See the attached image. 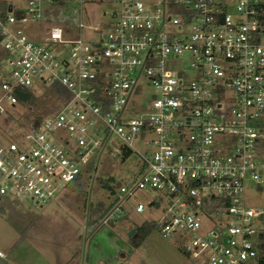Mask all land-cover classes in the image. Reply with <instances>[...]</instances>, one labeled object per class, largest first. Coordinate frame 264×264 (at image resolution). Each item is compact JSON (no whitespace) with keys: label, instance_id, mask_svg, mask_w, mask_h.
Instances as JSON below:
<instances>
[{"label":"built area","instance_id":"obj_1","mask_svg":"<svg viewBox=\"0 0 264 264\" xmlns=\"http://www.w3.org/2000/svg\"><path fill=\"white\" fill-rule=\"evenodd\" d=\"M47 1L0 7V114L31 104L23 97L39 85L59 99L0 145V205L54 200L102 153L139 142L137 178L117 181L104 223L143 212L136 193L154 189L147 207L166 204L153 223L189 257L264 264V206L249 204L264 189V0H111L94 39L82 20L44 23L33 39ZM143 84L152 98L132 114Z\"/></svg>","mask_w":264,"mask_h":264},{"label":"rangeland","instance_id":"obj_2","mask_svg":"<svg viewBox=\"0 0 264 264\" xmlns=\"http://www.w3.org/2000/svg\"><path fill=\"white\" fill-rule=\"evenodd\" d=\"M10 1L16 6L27 4V0ZM113 8L111 0L47 1L42 4V23L28 24V34L41 39L46 30L44 23L75 26L82 20L81 35L89 41L97 36L94 26L111 19ZM3 55L0 43V71L8 66ZM41 86L35 87L38 98L34 103H22L0 114V145L7 147L29 128L36 116L59 102L53 90ZM152 95V88L143 84L133 96L132 114L144 109ZM134 147L124 160L116 151L102 153L95 160L96 168L85 174L81 182L69 184L54 200L42 205L24 196L6 199L0 209V250L6 256L0 264H87L90 257L93 264H204L201 259L189 257L179 240L164 237L157 226L140 246L130 245L136 226L157 221L162 215L165 199L157 201L153 208L147 207L153 197H158L154 189L136 193L137 200L146 205L143 212L126 210L114 221L104 223V217L94 211L100 202L108 205L114 198L102 188L98 177L113 176L124 184L137 178L141 168L139 152L145 148L139 142ZM259 197L249 204L264 206V189ZM132 229L134 232L129 235Z\"/></svg>","mask_w":264,"mask_h":264},{"label":"trees","instance_id":"obj_3","mask_svg":"<svg viewBox=\"0 0 264 264\" xmlns=\"http://www.w3.org/2000/svg\"><path fill=\"white\" fill-rule=\"evenodd\" d=\"M5 5H6V0H0V7L2 10L5 9ZM55 89L59 92H64L63 88H61V86L56 85ZM38 97H35L33 95H24L23 99L25 101H28L30 103H34L37 100ZM39 116H36L33 121L35 120H39ZM122 159L124 160L126 157L129 156L130 151L126 150V149H122ZM96 168L95 163H91L90 166L88 167L87 171L85 174L90 173L91 171H93ZM85 174H82L78 177V179L75 181V183H79L81 182V180L84 178ZM98 181L100 183V185L102 186V188L106 189L109 191V193L115 198L116 195V184H117V180L115 177L113 176H109V177H98ZM108 204L106 205L105 203H99L98 205L95 206L94 211L95 212H99L100 216L104 217L106 215V213L109 211V209L112 207L114 199ZM155 226V224L153 222L151 223H142L141 225H138L135 227V236L130 237V245L133 247H138L141 245V243L144 241V239L147 237V235L150 233V231L152 230V228Z\"/></svg>","mask_w":264,"mask_h":264},{"label":"crops","instance_id":"obj_4","mask_svg":"<svg viewBox=\"0 0 264 264\" xmlns=\"http://www.w3.org/2000/svg\"><path fill=\"white\" fill-rule=\"evenodd\" d=\"M6 1H10V0H6ZM15 6H16V5H15ZM19 6H21V5H19ZM3 205H4V204H1V205H0V209L3 208ZM0 259L3 260V261H5V258H1V257H0ZM92 262H93V261H92L91 257H90V261H89V258H88L87 264H93Z\"/></svg>","mask_w":264,"mask_h":264},{"label":"water","instance_id":"obj_5","mask_svg":"<svg viewBox=\"0 0 264 264\" xmlns=\"http://www.w3.org/2000/svg\"><path fill=\"white\" fill-rule=\"evenodd\" d=\"M133 232H134V230L132 229V230L130 231L129 235H132Z\"/></svg>","mask_w":264,"mask_h":264}]
</instances>
